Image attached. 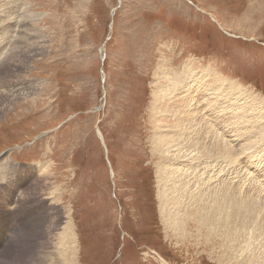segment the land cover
I'll list each match as a JSON object with an SVG mask.
<instances>
[{"label":"rangeland","instance_id":"374dc122","mask_svg":"<svg viewBox=\"0 0 264 264\" xmlns=\"http://www.w3.org/2000/svg\"><path fill=\"white\" fill-rule=\"evenodd\" d=\"M10 2L0 0V170L7 164L10 179L6 188L0 178V213L25 220L30 214L39 228L31 232L24 223L9 236L0 264L39 263L32 256H41V264H65L67 224L75 237L73 264H237L232 250L225 251L232 242L224 229H211L196 215L187 181L169 194L183 198L184 206L161 211L162 201H169L160 198L166 189L160 173H175L179 154L163 153L166 143L159 139L167 125L158 120L160 110L155 123L153 107L155 93L169 94L165 86L188 71H211L264 98V0H25L26 21L19 25L29 29L28 37L19 38L13 55L12 44L25 30H10ZM224 115L219 132L239 148L236 168H226L216 181L209 180L211 167L189 174L194 182L208 178L212 188L238 189L234 198L241 207L244 198L264 201V185H257L264 160L258 173H245L244 144L223 128L233 122ZM206 119L210 126L192 131L196 142L211 128ZM20 175L22 191L10 196L17 184L12 177ZM42 175L48 178L37 194ZM183 183L188 192H178ZM24 190L32 201L22 200Z\"/></svg>","mask_w":264,"mask_h":264},{"label":"bare ground","instance_id":"6f19581e","mask_svg":"<svg viewBox=\"0 0 264 264\" xmlns=\"http://www.w3.org/2000/svg\"><path fill=\"white\" fill-rule=\"evenodd\" d=\"M11 1L13 3L10 2V4L7 5V6H9V11L13 10L12 16H13L14 22L10 23V24H13V26H12V28H10V30L13 29L12 33H17L16 31H19L20 29H21L20 32H23L25 30L24 34L23 33L21 34L23 36L18 37V39H17L18 41L14 42L12 44L13 50H12L11 54L13 55L15 52L16 53L19 52L20 43L23 41L22 38L23 39L26 38L25 36L28 37L27 33L29 32L28 31L29 29H27V28L23 29V25L22 26L19 25L21 23H25V21H26V19H25L26 15H27L26 14L27 13L26 8L28 7V4H25V0H11ZM6 35H10V34L8 33ZM3 42H5V41H2L1 43H3ZM24 43H22V44H24ZM20 54H21V52H20ZM20 57H21V55H20ZM184 76H186V78L184 80L177 82V81H173V79H172L171 83H169L168 85L165 86L164 90L166 92H168L169 94L163 93L164 91H159V93H155L156 100L154 102V107H153L154 117H155L154 120L156 123L157 122L156 116H157L158 112L161 111L159 113L160 119H158V120H162L165 122V124L167 125V126H165L167 130L164 131L165 134L163 133L161 135V139H159V137H156L155 135L154 136L156 137V140L157 139L160 140V141L158 140L159 143L160 142L166 143V144H164V146H166V149L165 148L163 149V150H165V151H163V153L169 152V150H171L172 153L176 152L179 154V155H177L178 158L175 159V160L179 161L177 163L178 168H176L174 171L175 173H173L171 176L165 175V170H162L163 172L160 173L161 177H159V179H160V181L162 180V182H163L162 185H163V187L166 188L165 192L167 193L166 194L164 191L162 193H160L161 194L160 198H161V200H162V198L163 199L166 198L169 201L168 203H165V204H164V200L162 201L161 211L162 212H164L165 210L167 211L169 208H171V206L173 208H176V209L180 208L181 204H183V206H184V202L182 200L183 198L180 200H175L174 199L175 196L173 197L171 195V197H169V194H171L172 188L177 189L178 186H176V185L178 184V182L187 181V183L191 186L192 193L195 194V197L194 198L192 197V198L195 201L194 203L196 204V206H198L197 209L195 208V211L197 210L196 215L198 216V218L203 220V224L209 225V226L213 225L214 227L217 225L216 227H218L219 230L224 229L225 234L227 235L228 239H230L232 242V244H230L229 247L225 251L228 252L229 249L232 250L231 251L232 256H233L232 259L234 260V258H235L237 264L238 263L239 264H264V201H263V196L260 197V198H262L261 202H258L256 200H252L250 198H248V199L244 198L246 201L242 204V207H241L240 206L241 202H240V204L236 203V201H235L236 198H234L236 195L235 193L238 191V189H237V191L234 189L233 190L229 189V188L225 189L221 185H220L221 187L219 189H218V186L212 188V185L210 184L211 182L209 183V181H207L208 178L207 179H200L201 182H199L197 179L198 182L197 181L194 182L196 178L194 179L193 177L195 175L193 176L192 175L193 173L189 174V173L193 172L194 169H199L200 167L204 170H205V168L208 169L209 167H211L210 171L214 172V173L212 175H209V173H208V176H210L209 180L210 181H216L219 179V176L223 172L226 171V168H228L230 170L231 168H234L236 166V162H234L233 160H235V157H236L235 155L237 153L239 154V152H237V151L234 152V150L239 149V148L236 147L235 149H232L231 144H228L229 142L225 143L226 137L224 135H221L222 132L221 133L219 132V130H220L219 127L221 126V123L218 122V117H221L220 116L221 113H224L226 116H230V118H233L232 119L233 122H231L230 124H223L224 125L223 128L232 131V134H233L232 137L235 140H237L238 143L244 144V145H241V147L244 146L243 152H245V153H241V155H244L242 158H246V163L243 167L246 170L245 173H247V171H251V170L257 171V173H258V171L261 170L262 161H260V160H264V98L257 96L256 94H254L253 92H250V90H247L246 88H242L241 86H239L234 81H229V79L224 80V79L220 78L221 76L219 77L218 75L211 73V71H208L207 73L205 72L203 74L195 73L194 71H188V73H186V75L184 74ZM194 76H197L199 78L198 79H192V77H194ZM173 78H174V76H173ZM169 79L171 80V78H169ZM157 82L159 83V81H157ZM165 82H163V83H165ZM157 87H158V85H157ZM175 93H179V94L185 93L186 96L182 97L181 100H176V97H174ZM164 94H166V95H164ZM163 102L166 104L165 108H164ZM158 103H159V105H158ZM166 107L168 108L167 110H166ZM170 116H172V117H170ZM207 116H209L211 118V122H212L211 128L210 129L208 128L206 130L207 133L202 136V137H206V138H204V139L201 138L202 140H198L196 142V141H194L195 138L191 136V135H193L192 131H193L194 127H196L197 125L202 126V127L204 126L203 128H205L206 126H210V125H207L209 123L208 120L207 119L205 120V118ZM205 121H207L208 123ZM240 127H243L242 130H240L241 129ZM188 128L190 129V132L186 133V130ZM169 129H170V131H168ZM187 131H189V130H187ZM195 133L199 135L198 129L195 130ZM244 134L246 135V137H249V139H244L242 137V135H244ZM208 135L210 136V138L208 137ZM198 138H200V137H198ZM208 138L210 139L209 141H207ZM191 139H193V140L191 141ZM234 139L232 142L235 141ZM158 141L155 144V145H157V147L160 146ZM210 146H212V147H210ZM157 147H156V150H158ZM225 147H227V148H225ZM160 148L161 147H159V149ZM203 152L206 153V155ZM240 152H242V151H240ZM201 153H203V157L200 155ZM160 154H162V153H160ZM156 155H158V153ZM251 156H255V157L250 158ZM190 162L193 164H190ZM223 165L225 167H223ZM1 169H2V171L0 170L1 171L0 172V178H2L3 182H7L6 184H4V186L7 188L9 186L8 182H10V179H8L5 176V173L7 170V164L2 163ZM164 169H166V168H164ZM228 169H227V172H228ZM178 171L180 172V174H178ZM45 172H46V170H45ZM202 172H203V170H202ZM250 173H248V175H250ZM195 174H196V172H195ZM242 174H244V172H242ZM44 175H42L40 177L35 176L38 178V181H37L38 188H36L37 194L40 193L41 190H43V183L48 178L47 176L43 177ZM234 175H235V173H234ZM237 176H238V174H237ZM10 178H11V176H10ZM189 178H191V179H189ZM246 178H248V177H246ZM12 179H16L14 183H17V184L14 188L9 189L10 190V196H14L19 190L22 191V188H21V183L23 180L22 175L14 176V177H12ZM169 179L174 181V183L172 184L173 187L169 184ZM234 181H235V179H234ZM242 184H243V182H242ZM237 185H239V184L237 183ZM257 185L263 186L264 180H259L257 182ZM187 188L188 187L185 185L178 192L183 193L184 191L187 190ZM260 188H262V187H260ZM201 191H203V192H201ZM186 192H188V191H186ZM256 193H263V190H257ZM178 194L181 196L183 195L180 193H178ZM204 195H206V198H204L205 197ZM238 195H239V193H238ZM37 197H39V196H37ZM238 198H239V196H238ZM28 199L32 201L34 199V196L32 194L30 195L29 193L26 192V190H24L22 200L27 201ZM176 199H177V197H176ZM188 199H190V198H188ZM19 200L21 201V198ZM161 200H160V202H161ZM15 201H16V199H15ZM251 202L255 206L250 205ZM185 205L187 206L188 209H190V208L192 209V207H194L193 203H191V204L189 203L188 205L187 204H185ZM249 205H250V207H249ZM248 207H249V212H247ZM16 208H18V207H16ZM181 208H182V206H181ZM183 210H184V207H183ZM185 210H187V209H185ZM161 211H160V213H161ZM177 212H179V211H177ZM185 213H187V212H185ZM239 213L241 214V216L239 215ZM24 216H27V215H24ZM29 216H30V214H29ZM29 216H27V219L25 220V219H22L23 216L20 214L16 215L13 213V215L10 216L6 213H0V247H6L4 245L8 246L9 244H11L9 236L13 235V233H18V231L20 229H21V231L24 230V227H23L24 223L28 225V228L31 232L35 231L39 228V218H37L35 216H30V217ZM24 218H26V217H24ZM168 220H173V219H168ZM191 220H192V218H191ZM10 221H14L16 224H13V225L9 224ZM189 222H190V219H189ZM67 225L68 226H67V228L64 229V235H63L64 236L63 241L65 242V244H64L65 250L63 248L64 252L61 250L62 251L61 254L65 258V261H66L65 264H73L74 257H75V255L73 253H76L75 252L76 246L74 247L75 237H73V234H72V225L71 224H67ZM169 225H171V224H169ZM213 226H212V228L211 227L210 228L213 229ZM16 228H17V232H15ZM216 232L217 231H215V233ZM190 234H192V233L190 232ZM233 234H235V235L230 237ZM220 239H222V238H220ZM17 241H19V239H17L16 242ZM208 242L209 241H207V243ZM60 246L62 248V245H60ZM216 249H218V248H216ZM4 250H5V248H4ZM64 253H66V255H64ZM0 254H1V252H0ZM234 254H236V255H234ZM234 256H237V257H234ZM32 258L39 260V263L34 262V264H41L40 262L43 263V259L41 258V256H40V258L32 256ZM160 258L163 259L162 257H160ZM228 260H230V259H228Z\"/></svg>","mask_w":264,"mask_h":264}]
</instances>
